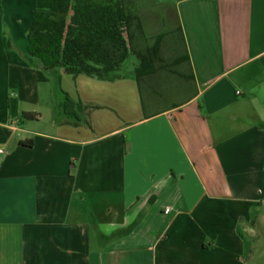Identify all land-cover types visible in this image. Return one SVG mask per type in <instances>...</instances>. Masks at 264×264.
<instances>
[{"label": "crops", "instance_id": "0c3cea01", "mask_svg": "<svg viewBox=\"0 0 264 264\" xmlns=\"http://www.w3.org/2000/svg\"><path fill=\"white\" fill-rule=\"evenodd\" d=\"M173 2L194 79L145 117L133 71L38 81L0 0V264H264V0Z\"/></svg>", "mask_w": 264, "mask_h": 264}, {"label": "trees", "instance_id": "16d2710c", "mask_svg": "<svg viewBox=\"0 0 264 264\" xmlns=\"http://www.w3.org/2000/svg\"><path fill=\"white\" fill-rule=\"evenodd\" d=\"M137 1V2H136ZM139 0H36V11L27 34V54L37 63L38 81H47L46 71L60 75L83 74L100 80L123 77L124 61L136 56L133 68L145 117L161 113L164 105L176 107L177 95L191 87L194 79L186 41L173 1L168 10L177 25L152 37L143 27ZM167 38V39H166ZM170 38V39H169ZM175 54L166 56L165 41ZM82 113L97 105L74 102L66 92L62 108L67 122L78 119L71 107ZM154 114H149L154 110ZM26 119L41 114L23 112Z\"/></svg>", "mask_w": 264, "mask_h": 264}, {"label": "rangeland", "instance_id": "374dc122", "mask_svg": "<svg viewBox=\"0 0 264 264\" xmlns=\"http://www.w3.org/2000/svg\"><path fill=\"white\" fill-rule=\"evenodd\" d=\"M170 1L173 0H139L138 1V4L141 5L140 16L143 21V27L148 35L154 37L158 33L164 30H170L175 28V26L177 25L174 15H172L170 10H168L170 8V7L168 8V6H170L169 5ZM169 39L167 40V42L166 41L164 42L165 43L164 53L166 56H173L175 52H173V50L169 48L171 47V45L169 44ZM137 63L138 60L136 56H130L124 61L119 72L127 73L129 71H133V68L135 65H137ZM53 72H57V71L54 70ZM52 75L54 76V73ZM47 86L51 88V91H53L54 95H57L58 82L57 80H55V76L51 77L50 83Z\"/></svg>", "mask_w": 264, "mask_h": 264}, {"label": "built area", "instance_id": "2783aa9c", "mask_svg": "<svg viewBox=\"0 0 264 264\" xmlns=\"http://www.w3.org/2000/svg\"><path fill=\"white\" fill-rule=\"evenodd\" d=\"M239 93V92H238ZM5 152V150L3 148L0 147V155L3 154Z\"/></svg>", "mask_w": 264, "mask_h": 264}]
</instances>
